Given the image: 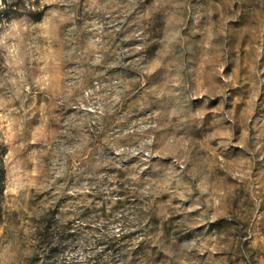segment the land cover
<instances>
[{"label":"clouds","instance_id":"clouds-1","mask_svg":"<svg viewBox=\"0 0 264 264\" xmlns=\"http://www.w3.org/2000/svg\"><path fill=\"white\" fill-rule=\"evenodd\" d=\"M262 98L264 0H0V264H264Z\"/></svg>","mask_w":264,"mask_h":264},{"label":"rangeland","instance_id":"rangeland-1","mask_svg":"<svg viewBox=\"0 0 264 264\" xmlns=\"http://www.w3.org/2000/svg\"><path fill=\"white\" fill-rule=\"evenodd\" d=\"M213 3L214 4H221V6H222V0H213ZM262 101H264V98H262ZM259 167H264V164L259 165ZM166 211H168L167 208H161V212H166ZM262 227H264V222H262Z\"/></svg>","mask_w":264,"mask_h":264}]
</instances>
